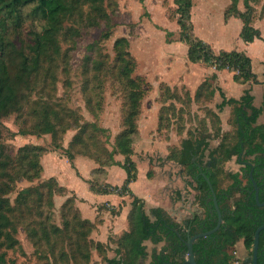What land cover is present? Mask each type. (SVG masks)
<instances>
[{"label":"rangeland","instance_id":"1","mask_svg":"<svg viewBox=\"0 0 264 264\" xmlns=\"http://www.w3.org/2000/svg\"><path fill=\"white\" fill-rule=\"evenodd\" d=\"M71 1L73 7L58 30L48 29L30 6L22 9L19 25L8 26V38L25 53L34 32L54 43L48 44L29 82L19 89V108L0 117V142L7 153L14 155L27 143L45 149L39 156L43 169L38 178H26L24 168H17L13 175L19 180L7 181L12 205L18 203L22 188L31 187L29 194L18 197L23 204L14 217L17 243L2 247L7 264H104V255H115L116 239L131 227L130 208L125 216L113 220L126 202L112 207L109 201H93L87 195L86 180L98 189L118 181L120 168L126 173L121 165L128 163V155L116 151L121 132L128 137L129 159L140 171L144 167L150 171L165 189L183 186L182 179L175 182L182 168L168 158L176 154L181 139L202 132L210 138L202 131V111H211L213 100L208 99V92L214 83L212 77L207 78L202 87V63L191 61L187 45L179 42L175 0ZM191 1L193 31L201 39L202 34L214 39L218 32L212 28L218 25L229 0ZM251 4L257 21L264 16V0H251ZM233 33L232 28L228 34ZM119 38L126 42L116 46ZM120 55L125 57L122 62ZM123 65L131 68L128 75L123 73L127 70ZM130 111L132 120L128 122ZM45 125L52 126L55 133L43 132ZM65 152L74 155L73 166ZM111 154L114 164H102L108 163ZM227 164V169L238 167L234 158ZM227 164H223L225 168ZM139 185L141 180L134 188ZM150 189L142 187L144 192ZM185 189L187 196L193 195L190 186ZM145 208H150L148 203ZM103 221L105 227H100ZM116 225L125 229L114 236ZM103 232L106 241L98 236ZM76 238L86 241L76 246ZM91 239L103 243L104 250L94 249ZM144 243L148 254L142 263L149 260L153 247L158 250L163 244ZM234 249L237 260L233 264L249 255L243 247Z\"/></svg>","mask_w":264,"mask_h":264},{"label":"trees","instance_id":"2","mask_svg":"<svg viewBox=\"0 0 264 264\" xmlns=\"http://www.w3.org/2000/svg\"><path fill=\"white\" fill-rule=\"evenodd\" d=\"M239 0H230L224 10V17L231 15L239 17L243 24L240 30V37L245 42H251L255 38H262L260 31L251 23L252 12L254 10L251 0H242L244 9L238 8ZM177 5V23L179 25V40L187 45V55L191 61H203L206 64L214 65L216 69L226 68L233 71L234 80L243 77L244 80L258 82L257 75L251 70V58L242 51L236 49L219 50L215 52L209 43L198 37L193 31L190 21L192 7L191 0H175ZM30 6L31 12L43 19L48 29L58 30L62 25L64 16L71 10V0H0V117L10 110L19 108V89L29 82V78L38 66L43 55L47 53L48 44L54 42L51 38L47 41L41 39L38 32H34L32 41L29 44V51L25 53L18 49L13 41L8 38V26L19 25L22 9ZM126 39H115V45L125 43ZM122 62L125 57L121 55ZM128 63L129 60H128ZM125 75H128L131 68L123 65ZM264 75V73H263ZM214 77V74L211 76ZM206 79L202 82V87L206 84ZM204 85V86H203ZM250 87L245 88L239 98H226L220 90L222 100L216 104L218 110H222L225 105L232 106L234 116L235 139L232 146H226L223 142L209 149L208 136L202 132L197 135L185 136L181 139L174 156L168 158L175 160L190 179L187 185L196 190L195 200L205 209L204 217L195 216L189 219L184 225L176 221L165 209L160 206L145 208V201L137 196L129 187L131 181L136 180L138 169L132 159H129L130 146L128 137L121 132L116 139L118 152L128 155V163L121 167L126 172L121 185L106 183L104 187L95 189L87 179L89 189L97 193L113 192L118 195L127 194L130 198V210L128 220L130 229L124 231L116 239L115 255L103 256L104 264H172L178 256L185 253L186 246L184 240L188 236L200 231L213 228L217 222V211L213 205L212 194L202 173L210 179L216 194V200L222 214V224L220 227L208 234L197 238L193 242V253L197 264H233L236 259L234 247L242 239L244 247L248 250L251 260L255 229L264 223V204L259 205L255 201V193L248 172L252 169V175L259 187L258 199L264 201V124L257 123V118L264 108V93L262 95V105L253 104V95ZM213 90H209L211 95ZM126 120L131 122V111L126 116ZM43 132L55 133V129L50 125H45ZM203 131V130H202ZM209 149L206 154L205 151ZM45 149L40 145H21L14 155L5 151V146L0 142V264H7L4 261L2 247H13L17 243L14 236L16 231L15 212L22 208L23 201L18 197L29 194L31 187L22 188L16 198V205H12L7 194L10 186L7 181H17L18 177L13 175L17 168H24V177L38 178L42 172V165L39 156ZM66 153V152H65ZM224 154L226 158L232 154L237 157V161L242 164V171L228 174L232 179L226 188H217L211 167L215 166V154ZM67 160L72 165L74 155L67 152ZM210 159L207 160L205 157ZM112 154L109 155L108 163L114 164ZM210 165L208 166V163ZM73 166V165H72ZM244 167V169H243ZM151 172L147 171L148 177ZM246 178V179H245ZM54 179V176L49 177ZM41 183V187L45 186ZM39 183V184H40ZM38 184V185H39ZM245 186V188H243ZM44 188V187H42ZM239 192V197L230 201L233 195ZM21 199V197H20ZM110 212H115L110 210ZM81 220L82 224L91 226V221ZM92 240V239H91ZM90 240V241H91ZM150 240L157 244L162 242V246L151 251V259L148 263H141L147 255L145 241ZM86 240L76 238L75 244L79 246ZM94 249L104 250L103 243L92 240ZM182 261V260H181ZM178 261L177 263H182ZM250 262V261H249ZM238 264H248L241 260ZM257 264H264V229L259 233V245L257 252Z\"/></svg>","mask_w":264,"mask_h":264},{"label":"crops","instance_id":"3","mask_svg":"<svg viewBox=\"0 0 264 264\" xmlns=\"http://www.w3.org/2000/svg\"><path fill=\"white\" fill-rule=\"evenodd\" d=\"M230 2V0L228 1ZM226 2V4H229ZM242 1L239 0L238 2V8L242 10ZM225 4V5H226ZM226 8V7H225ZM223 9V14L221 17L218 19V25L215 24L214 31L216 30L217 36H215L214 39H212L211 36L208 34H202V40L205 42L209 43L212 49L215 52H218L219 50H231V49H236L238 51L244 52L246 55H248L251 58V70L257 75L258 82L254 83L251 80H244L243 77H240L238 80H234L233 78V71H229L226 68L223 69H216L214 65H209L206 64L203 61H199L202 63V82L207 79L211 78L213 73L216 74L215 77H212L211 80L214 83L212 86L210 85V89L213 90L211 95H208V99L213 100V106L211 107V111H202V130L206 133H209V147L213 148L219 145L220 143H224L226 146H232L234 142L236 141L235 139V129L236 126L234 124V116L232 113V106L231 105H225L222 110H218L216 107V104L219 103L222 100V97L220 95V90L224 93L226 98L229 97H235L239 98L244 89L250 87V93L253 95V104L255 106H261L262 105V95L264 93V16L261 19L254 20L252 17V25L254 27H257L260 31V34L262 38H255L251 42H245L241 37H240V30L242 27V20L234 15L224 17V10ZM210 27V26H209ZM234 29V33L229 36L228 32L230 29ZM181 42V41H179ZM235 47V48H234ZM210 80V81H211ZM210 100V101H211ZM209 101V100H208ZM212 115V117H210ZM204 117V118H203ZM257 123L259 124H264V108L262 109V112L257 118ZM230 127H229V126ZM215 166L211 167V170L213 172L214 178L216 179V187L217 188H226L228 185L231 184L232 180L228 176L230 173L234 172H239L241 173L242 171V165L237 161V157L235 155H231L230 157L226 158L224 154L217 153L215 154ZM234 158L235 163L237 164L236 169H227L229 161H231ZM205 159L209 160L210 158L208 156L205 157ZM227 164L226 168L224 167L223 164ZM175 165H179L175 163ZM178 167L181 168L179 165ZM113 167L108 169L109 175L112 172ZM178 173H180L178 171ZM119 174V180L118 181H112V184H117L119 185L120 182L122 183L124 178L126 177V173H124L121 168L118 171ZM183 174V175H182ZM81 175L84 178H88L87 175L84 173H81ZM112 177V176H111ZM79 180H81V177L77 176ZM176 178V179H175ZM175 182L179 179L183 180V186L182 187H176L175 185H170V187L165 189L163 187L161 190L162 192L160 193L161 187H159V184H157L156 181H154L153 177L147 175V171L144 167V171H140L138 167V173H137V178L134 181H131L129 183L130 189L140 198H142L145 201V204H149L150 207L153 206H160L163 209H165L172 217L177 216L179 217L180 214H183V218L186 216H189V213L183 208V204L185 206L187 205V201H192L191 204L193 207H197L198 209H202V207L199 205V203L195 200L196 196V190L192 189L193 195L187 196L185 192L186 186L187 185V179H190L189 176L185 174V172L182 169L181 174H176L175 177ZM168 179H169V173H168ZM142 181V185H139L138 187L134 188V186L138 183V181ZM81 181H84L83 179ZM72 182V180H71ZM163 182V181H162ZM85 183V181L83 182ZM169 183V182H168ZM144 184V185H143ZM163 184V183H162ZM148 187L150 186L151 189L145 190V192L142 190V187ZM72 187V186H71ZM152 190V191H151ZM88 197H92L93 201L97 203L109 201L108 204H110L112 207L117 206L120 201L124 200L126 202L125 206L120 210V215L119 216H114L112 217L113 220L115 218H119L121 216H125L127 211L130 208V201L131 198L125 194V195H118L113 192L109 193H97L93 192L91 190L86 191ZM239 197V192H236ZM234 196V195H233ZM236 197V198H238ZM232 197L230 201L233 199H236ZM97 206H93V214L95 215L97 212L95 211V208ZM107 211V210H104ZM109 212H107L108 214ZM102 217H106L107 215L104 214ZM177 217H174L176 221ZM109 218V217H108ZM107 218V219H108ZM110 220V218H109ZM105 222L103 221L100 227L104 226L105 227ZM111 226V225H110ZM125 229V228H124ZM117 227L112 228V233L113 235H118L122 232V230ZM107 233V230H106ZM105 232L101 233L99 236L100 240H107V234ZM150 241V240H146ZM151 242V241H150ZM152 243V242H151ZM162 243V242H160ZM236 251H240V249L244 247L242 239H240L236 243ZM154 248V247H153ZM152 248V249H153ZM246 249V248H245ZM152 251V250H151ZM148 254V252H147ZM114 255L108 254V257H112ZM147 255L144 257L145 260ZM151 259V253L149 254V260L146 262L148 263ZM142 263V262H141ZM145 263V262H144Z\"/></svg>","mask_w":264,"mask_h":264},{"label":"water","instance_id":"4","mask_svg":"<svg viewBox=\"0 0 264 264\" xmlns=\"http://www.w3.org/2000/svg\"><path fill=\"white\" fill-rule=\"evenodd\" d=\"M248 174H249V177H250L252 185H253V189H254V193H255V201L257 204L262 205V204H264V201L260 202L258 199L259 187L257 186V183L253 178L252 169H250ZM202 175L205 177L206 181L208 182V185H209V188H210V191L212 194L211 198L213 199V205L217 211V222L213 228H211L209 230L197 232L193 235L188 236L187 239L184 240V244L186 246V251H185V258L181 264H197L195 261L194 253H193V242L199 237L211 234L212 232L217 230L220 227V225L222 224V214H221V211L219 209V206H218V203L216 200V194L214 192L213 186L210 182V179L207 177V175L205 173H202ZM191 202L192 201H187L186 206H185V204H183V208L189 213L188 218L193 219L195 216H199L201 218L202 217V209H198L197 207H193ZM182 216H183V214H180V216L177 217V220L181 221L183 218ZM262 229H264V223L259 225L255 229V232H254V240H253V247H252V254H251V264H257L259 233Z\"/></svg>","mask_w":264,"mask_h":264},{"label":"flooded vegetation","instance_id":"5","mask_svg":"<svg viewBox=\"0 0 264 264\" xmlns=\"http://www.w3.org/2000/svg\"><path fill=\"white\" fill-rule=\"evenodd\" d=\"M210 165V162L208 163V166ZM242 165V164H241ZM243 169H244V167H243ZM249 173V172H248ZM248 176H249V174H248ZM246 179V178H245ZM243 188H245V186L243 187ZM204 213H205V209L204 208H202V218L204 217ZM188 220H189V218H188V216H186V217H184V218H182V220L181 221H179L180 223H182L183 225L185 224V223H187L188 222ZM177 258L175 259V260H177L176 262L175 261H173L172 263L173 264H179V263H177L178 261H181V262H183V260H184V258H185V253H180V254H177ZM243 261H247V263L248 264H251V260H250V258H249V256L247 257H244V259H243ZM250 261V262H249ZM181 264V263H180Z\"/></svg>","mask_w":264,"mask_h":264}]
</instances>
